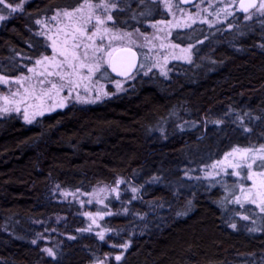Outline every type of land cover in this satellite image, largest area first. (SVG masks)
Returning a JSON list of instances; mask_svg holds the SVG:
<instances>
[{"label":"trees","instance_id":"1","mask_svg":"<svg viewBox=\"0 0 264 264\" xmlns=\"http://www.w3.org/2000/svg\"><path fill=\"white\" fill-rule=\"evenodd\" d=\"M85 1L28 0L12 12L7 5L21 0H5L0 74H26L50 55L37 21ZM243 14L231 28L174 31L172 40L194 45V56L172 63L168 77L156 70L142 74L141 62L130 87L110 99L70 105L33 124L18 115L0 117V264L104 259L113 252L109 243L80 233L86 219L55 191L89 192L119 178L143 186L133 211L147 216L119 264H264V215L261 232L249 231L222 186L185 177L234 148L264 146V17L247 22ZM113 15L118 29L143 34L169 19L152 0H120ZM128 219L105 225L133 230Z\"/></svg>","mask_w":264,"mask_h":264},{"label":"rangeland","instance_id":"2","mask_svg":"<svg viewBox=\"0 0 264 264\" xmlns=\"http://www.w3.org/2000/svg\"><path fill=\"white\" fill-rule=\"evenodd\" d=\"M27 1L21 0V7L17 11L21 10ZM119 1L87 0L74 10H61L49 18L41 19L38 23L39 31L46 39L51 53L37 59L26 74L17 77L0 74V117L18 115L26 123L33 124L44 115L63 110L70 105L96 104L121 94L130 87L134 76L127 79H110L107 74H111L112 54L121 47H133L140 52L144 66L142 74L156 70L162 76L168 77L172 63H190L194 56V45L184 46L172 40L174 31L198 25L208 28L226 25L231 28L230 21L243 14L240 9L241 0H198L190 6L183 5L181 0H152L162 5L169 19L151 23L150 33L143 34L115 27L113 14L118 9ZM260 2L261 0L256 8L243 14L245 21L251 22L264 17ZM96 5H107L108 10L95 7ZM65 12H71L72 15L66 16ZM108 15L112 16V20L106 19ZM0 16L7 17L2 14ZM89 16L91 22L84 23ZM97 17L105 20V23L97 26ZM4 20H0V25ZM75 45L79 47H74ZM61 52L68 53L69 61L76 66L75 71L69 68L67 63L57 67L64 61ZM73 53L79 57L78 60L72 59ZM45 57L48 59H44ZM38 60L41 63L37 64ZM81 63L94 69L98 64L99 69L90 73L88 67H80ZM56 72H60L64 79L49 74ZM41 80L44 84L40 83ZM52 84H55L56 88H52ZM5 108L9 111L4 112ZM17 108L19 111H16ZM261 156H264V146L256 149L237 147L220 159L187 172L185 177L189 180H202L212 186H222L228 204L239 211V220L247 224L249 231L261 232V218L264 215L261 211L264 206V167L258 166ZM254 160L256 163H253ZM247 164H252V167L247 168ZM55 192L60 201L78 207V215L86 219L87 226L80 229V233H93L101 241L109 243L113 249L112 253L94 264L122 262L131 246L132 237L141 231V222L147 221L145 214L139 215L133 211L135 202L140 203L143 200V186L134 179L119 178L112 185L100 184L89 192L63 189ZM237 197L241 200L239 204L236 203ZM252 199L256 200L255 204L251 203ZM158 209L159 205H156L151 213ZM116 217H129L128 220L134 229H114L105 225L107 220ZM61 219L58 218L57 221ZM118 239L124 242L116 243L115 240ZM124 245L128 247L125 248ZM117 256L121 257L119 261L115 259Z\"/></svg>","mask_w":264,"mask_h":264},{"label":"water","instance_id":"3","mask_svg":"<svg viewBox=\"0 0 264 264\" xmlns=\"http://www.w3.org/2000/svg\"><path fill=\"white\" fill-rule=\"evenodd\" d=\"M198 0H181L183 5L190 6ZM253 0H241L240 9L243 13H248L252 9L256 8L259 0H254L255 7H248ZM243 5V7H242ZM244 8H248L245 12ZM141 55L136 48L133 47H121L114 51L110 58V72L117 79H127L137 73L141 66Z\"/></svg>","mask_w":264,"mask_h":264},{"label":"snow or ice","instance_id":"4","mask_svg":"<svg viewBox=\"0 0 264 264\" xmlns=\"http://www.w3.org/2000/svg\"><path fill=\"white\" fill-rule=\"evenodd\" d=\"M4 3H5V0H0V5H3ZM7 7H8L9 9H11L12 12H16V11L21 7V5H16L15 7H13L11 4H8ZM82 7H83V6H82ZM90 7H91V5H90ZM95 7H103V8L105 9V11L108 10V6H107V5H96ZM112 7H115V5H112ZM242 7H243V5H242ZM248 7H255V2H254V0H253L252 3H250V4L248 5ZM260 9H264V0H261V2H260ZM77 11H79V10H77ZM244 11L247 12V11H248V8H244ZM64 15H66V16H71L72 13H71V12H65ZM2 19H5V17L0 16V20H2ZM53 19H55V17H53ZM106 19H107V20H112V16H111V15H108V16L106 17ZM90 22H91V16H89V17L84 21V23H86V24H87V23H90ZM37 23H40V21H37ZM104 23H105V20L100 19L99 17L96 18V25H97V26H99V25H103ZM77 31H79V29H78ZM89 39H91V37H89ZM74 47H77V48H78L79 45H75ZM85 47H87V45H86ZM97 51H99V49H97ZM60 55H62V56L64 57V61L61 62V64H58L57 67H61L63 63H67L68 67H69V68H72L73 71H75V70H76V66H75L71 61H69V59H68V53H67V52H61ZM84 56H85V57L87 56V52L84 53ZM44 59L47 60L48 58L45 57ZM72 59H73V60H78L79 57H78L75 53H73V54H72ZM36 63L39 64V63H41V61L38 60ZM80 67H88V70H89L90 73H91L93 70H98V69H99V65H98V64L95 65V69H94L92 66H87V65H84L83 63L80 64ZM49 74H50V75H52V74H54V75H58V76H60L61 79H64V76L61 75L60 72L49 73ZM71 74H72V73H67V75H71ZM40 83H41V84H44V81L41 80ZM117 87H119V85H118ZM52 88H56V85H55V84H52ZM60 106L62 107L63 105L61 104ZM3 111H4V112H8L9 109L5 108ZM16 111H19V108H17ZM25 119L28 120L27 115H25ZM29 122H31V121L29 120ZM259 161H260V163L258 164V166L264 167V156L259 157ZM253 163H256V161L254 160ZM246 167L250 169V168L252 167V164H247ZM237 174H238V173H237ZM236 203H238V204L241 203V200H240L239 197L236 198ZM251 203L255 204V203H256V200H255V199H252V200H251ZM262 203H264V202H262ZM261 211L264 212V206L261 207ZM245 219H247V217H245ZM232 227L235 228V225H232ZM101 239H103V235H101ZM123 247L127 248L128 245H124ZM46 251H48V253H49L50 255H53L51 249H47ZM115 259H116L117 261H119V260L121 259V257H120V256H117V257H115Z\"/></svg>","mask_w":264,"mask_h":264}]
</instances>
